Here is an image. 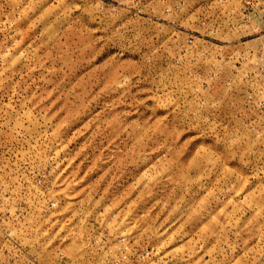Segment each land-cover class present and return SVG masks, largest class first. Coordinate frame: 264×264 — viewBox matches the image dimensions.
<instances>
[{"label":"rangeland","instance_id":"obj_1","mask_svg":"<svg viewBox=\"0 0 264 264\" xmlns=\"http://www.w3.org/2000/svg\"><path fill=\"white\" fill-rule=\"evenodd\" d=\"M262 54L264 0H0V264H264Z\"/></svg>","mask_w":264,"mask_h":264},{"label":"built area","instance_id":"obj_2","mask_svg":"<svg viewBox=\"0 0 264 264\" xmlns=\"http://www.w3.org/2000/svg\"><path fill=\"white\" fill-rule=\"evenodd\" d=\"M258 60H259L258 63H260V61H261V63L259 65L253 64V66H255L254 70H256L254 72H260L261 73V72L264 71V55L262 54L261 57ZM250 74H252V73H248V75H250ZM119 241H120V245H121L119 256H118V258L116 260H114V261H112V262H110L108 264H127V262H128V259H129V257H128L129 256L128 244L125 241L124 237H120ZM150 250L146 249L145 251H141V253L139 254V257L141 259L145 258L146 256L149 255Z\"/></svg>","mask_w":264,"mask_h":264}]
</instances>
